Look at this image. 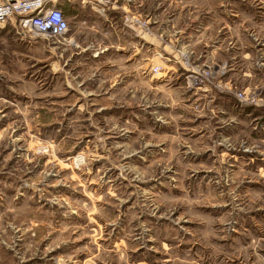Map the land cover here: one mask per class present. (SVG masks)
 Listing matches in <instances>:
<instances>
[{"label": "rangeland", "instance_id": "374dc122", "mask_svg": "<svg viewBox=\"0 0 264 264\" xmlns=\"http://www.w3.org/2000/svg\"><path fill=\"white\" fill-rule=\"evenodd\" d=\"M119 1L0 24V264H264V0Z\"/></svg>", "mask_w": 264, "mask_h": 264}, {"label": "built area", "instance_id": "2783aa9c", "mask_svg": "<svg viewBox=\"0 0 264 264\" xmlns=\"http://www.w3.org/2000/svg\"><path fill=\"white\" fill-rule=\"evenodd\" d=\"M65 0H0V24L14 21L25 35L60 39L66 34Z\"/></svg>", "mask_w": 264, "mask_h": 264}, {"label": "crops", "instance_id": "0c3cea01", "mask_svg": "<svg viewBox=\"0 0 264 264\" xmlns=\"http://www.w3.org/2000/svg\"><path fill=\"white\" fill-rule=\"evenodd\" d=\"M62 6L65 13L67 29L69 27L72 31H78L79 29L87 27L84 25L85 22H83V19H85L86 21L88 20L89 27L91 26L93 30H97V32L102 31L100 34L105 33L103 36L106 35L108 38L109 36L111 37L110 32L112 36L116 33L118 39L120 37L117 32H120V29L127 30L122 21L123 11L119 6L132 8L131 3L127 4L119 0H117L116 4L112 5H107L105 0H65ZM133 32L137 36V30ZM74 35L77 34L74 33Z\"/></svg>", "mask_w": 264, "mask_h": 264}]
</instances>
